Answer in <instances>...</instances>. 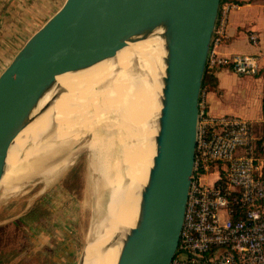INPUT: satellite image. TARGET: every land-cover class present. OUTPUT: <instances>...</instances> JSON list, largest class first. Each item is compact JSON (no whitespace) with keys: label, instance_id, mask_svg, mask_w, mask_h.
Segmentation results:
<instances>
[{"label":"water","instance_id":"water-1","mask_svg":"<svg viewBox=\"0 0 264 264\" xmlns=\"http://www.w3.org/2000/svg\"><path fill=\"white\" fill-rule=\"evenodd\" d=\"M220 2L62 0L0 71V179L15 137L61 91L40 105L56 76L86 69L128 43L159 35L164 71L154 155L134 225L122 238L115 264H170L183 223L198 98ZM82 261L83 252L77 264Z\"/></svg>","mask_w":264,"mask_h":264},{"label":"bare ground","instance_id":"bare-ground-1","mask_svg":"<svg viewBox=\"0 0 264 264\" xmlns=\"http://www.w3.org/2000/svg\"><path fill=\"white\" fill-rule=\"evenodd\" d=\"M163 56V41L155 34L86 69L56 76L40 105L61 91L8 149L0 185L11 175L8 185L16 190L58 174L70 164L76 139L92 135L85 147L90 151L87 190L96 199L91 209L95 219L80 264H115L122 238L134 225L154 155Z\"/></svg>","mask_w":264,"mask_h":264},{"label":"built area","instance_id":"built-area-1","mask_svg":"<svg viewBox=\"0 0 264 264\" xmlns=\"http://www.w3.org/2000/svg\"><path fill=\"white\" fill-rule=\"evenodd\" d=\"M239 7L221 0L211 34L206 69L226 67L237 75L258 71L250 54L222 55L229 15ZM250 42L258 43L254 32ZM206 89L201 88L194 157L183 223L170 264H264V164L252 123L231 114L207 111Z\"/></svg>","mask_w":264,"mask_h":264},{"label":"rangeland","instance_id":"rangeland-1","mask_svg":"<svg viewBox=\"0 0 264 264\" xmlns=\"http://www.w3.org/2000/svg\"><path fill=\"white\" fill-rule=\"evenodd\" d=\"M27 28L26 22L23 29L2 30L0 21V66H6ZM91 139L90 133L80 135L70 148L72 163L49 180L36 178L12 190L10 175L7 186L0 185V264H77L95 219L96 199L87 190L90 151L85 145Z\"/></svg>","mask_w":264,"mask_h":264},{"label":"crops","instance_id":"crops-1","mask_svg":"<svg viewBox=\"0 0 264 264\" xmlns=\"http://www.w3.org/2000/svg\"><path fill=\"white\" fill-rule=\"evenodd\" d=\"M239 7L229 15L226 36L218 47L224 56L250 54L258 58V71L253 75L240 76L226 67L213 71L215 85L207 89V111L213 115L231 114L240 116L252 123L256 137L264 140V118L262 112L264 96V0H232ZM62 0H0V21L2 30L11 32L28 28L19 33L21 39L15 45L12 54L27 35ZM32 22V23H31ZM254 32L258 43L252 44L248 35ZM10 57L6 60L8 62ZM3 69L0 66V71ZM258 161L264 164V151L258 147Z\"/></svg>","mask_w":264,"mask_h":264},{"label":"trees","instance_id":"trees-1","mask_svg":"<svg viewBox=\"0 0 264 264\" xmlns=\"http://www.w3.org/2000/svg\"><path fill=\"white\" fill-rule=\"evenodd\" d=\"M215 85V77L213 75V71L210 69H206L203 77L202 87H204L206 90L211 89ZM262 112H263V118H264V96H263V104H262ZM264 151V147L262 148ZM15 229V228H14ZM3 228L0 227V240L3 238Z\"/></svg>","mask_w":264,"mask_h":264}]
</instances>
